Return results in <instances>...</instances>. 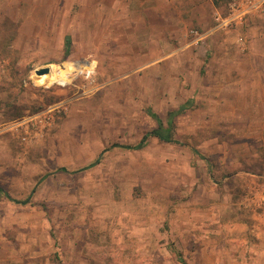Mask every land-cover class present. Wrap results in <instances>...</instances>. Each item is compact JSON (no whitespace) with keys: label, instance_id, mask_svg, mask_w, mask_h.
Returning <instances> with one entry per match:
<instances>
[{"label":"rangeland","instance_id":"obj_1","mask_svg":"<svg viewBox=\"0 0 264 264\" xmlns=\"http://www.w3.org/2000/svg\"><path fill=\"white\" fill-rule=\"evenodd\" d=\"M145 1L170 3L167 51L182 46L150 67L143 49L122 48L96 23L97 0H59L53 23L45 6L0 0V264H230V255L255 264L264 6L225 30L215 12L226 15L234 0ZM191 30L205 38L192 46ZM68 61H97L96 73L35 83L37 69ZM46 110L51 124L38 136L13 131ZM178 111V142L149 136L134 147L156 117L168 128Z\"/></svg>","mask_w":264,"mask_h":264},{"label":"crops","instance_id":"obj_2","mask_svg":"<svg viewBox=\"0 0 264 264\" xmlns=\"http://www.w3.org/2000/svg\"><path fill=\"white\" fill-rule=\"evenodd\" d=\"M45 1V2H44ZM59 0H20L19 6L26 8V7H32L36 9V12L38 8L40 7H47V13L46 16L48 18H51L50 23L54 22V8L56 6V2ZM65 1V0H63ZM22 2V3H21ZM31 2V3H27ZM45 3V4H43ZM169 2H150V1H137V0H115V2L108 0H97L95 2L94 6L95 8H99V16L98 19H96V23L101 25L108 24L109 25V31H106V34L109 33V39L118 41L119 46H129L128 48H134V49H143L142 56L144 57V63L146 64L145 67H150L152 64H155L156 62H159L162 60L164 57L170 53H175L176 51H180L182 46H178L175 49L168 53V48L170 49L171 47L168 44V38H167V33H168V28L167 25L170 23L171 16L174 15L175 12L169 11V8H172ZM132 5V8L134 7L137 11L139 10L137 8V5L142 6L143 10L139 12V16L134 15L135 17H130L129 15L125 16V12H129L130 7ZM107 10H110L111 14L109 15ZM114 10L116 11L115 14ZM33 12V13H36ZM32 16L35 17V15ZM123 13V14H122ZM36 16L38 17L37 13ZM175 21L176 18H173ZM216 20V19H215ZM33 21L35 22H41L40 19H34ZM49 22V20L47 19ZM180 21V20H179ZM135 25L132 32L130 31L131 27L130 25L133 26ZM145 25V27H143ZM218 26V25H217ZM219 27V26H218ZM243 26L240 25L238 26V29L240 30ZM220 28V27H219ZM144 29V30H143ZM177 31V28H175ZM178 32V31H177ZM128 33H132L133 35V43L123 42V39H126V36L131 37L130 35L128 36ZM142 35V38L139 37V35ZM117 35V37H116ZM111 36V38H110ZM67 37L66 40L68 41ZM132 40V39H131ZM199 41H196V37L190 42L192 46L194 44H199ZM103 48V47H102ZM100 48V49H102ZM68 50V48H67ZM100 63V69L102 70V61H99ZM6 131H10L9 129L6 128ZM142 141V140H141ZM96 163V162H95ZM95 163H92L84 168H88L93 166ZM254 215V214H253ZM264 227V222L259 225V228L262 229ZM256 229L253 228V231ZM259 234H263V236H260L259 242L257 244L255 243L254 246H251V250L256 248L254 253H256V256L252 255V261L255 262V264H264V232L262 230H259ZM254 247V248H253ZM244 259L242 261L245 263L251 261L250 257L244 256ZM239 260L235 259L234 257H231L229 259L230 264H235Z\"/></svg>","mask_w":264,"mask_h":264},{"label":"built area","instance_id":"obj_3","mask_svg":"<svg viewBox=\"0 0 264 264\" xmlns=\"http://www.w3.org/2000/svg\"><path fill=\"white\" fill-rule=\"evenodd\" d=\"M264 6V0H234L226 15L220 11L215 12V19L222 29H231L242 25L247 16L256 10H260ZM191 33L196 37V41L203 40L204 35H201L197 30H191ZM51 110H46L39 115L31 116L23 119L13 125V131H20L23 135V140H28L32 133L38 136V131H43L51 124Z\"/></svg>","mask_w":264,"mask_h":264},{"label":"bare ground","instance_id":"obj_4","mask_svg":"<svg viewBox=\"0 0 264 264\" xmlns=\"http://www.w3.org/2000/svg\"><path fill=\"white\" fill-rule=\"evenodd\" d=\"M97 61L72 62L68 61L63 66L52 65L50 71L44 74H33V79L37 85L50 87L55 84L67 86L74 81V78L82 73L88 75L95 74Z\"/></svg>","mask_w":264,"mask_h":264},{"label":"trees","instance_id":"obj_5","mask_svg":"<svg viewBox=\"0 0 264 264\" xmlns=\"http://www.w3.org/2000/svg\"><path fill=\"white\" fill-rule=\"evenodd\" d=\"M67 44L69 45L70 44V39L68 38V41H67ZM184 107L181 108V110H183ZM179 112H182V111H178V112H174V113H170V118H169V124L170 126L168 128H165L164 125H163V121L162 119L157 118V121H158V128L151 131L148 135H146L142 141L135 145L134 147L135 148H139L141 147L145 142L146 140L148 139L149 136H155V137H158L159 139L165 141V142H178L177 140H175L172 135H171V125L173 123V117L178 114ZM128 148H131L132 146H127Z\"/></svg>","mask_w":264,"mask_h":264},{"label":"water","instance_id":"obj_6","mask_svg":"<svg viewBox=\"0 0 264 264\" xmlns=\"http://www.w3.org/2000/svg\"><path fill=\"white\" fill-rule=\"evenodd\" d=\"M49 71H50V67H43V68L37 69L36 73L37 74H44V73H48Z\"/></svg>","mask_w":264,"mask_h":264}]
</instances>
